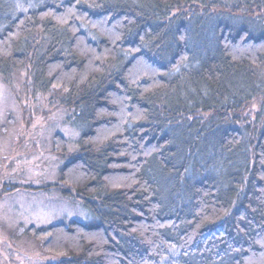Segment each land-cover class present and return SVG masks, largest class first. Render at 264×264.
<instances>
[{"label": "trees", "instance_id": "1", "mask_svg": "<svg viewBox=\"0 0 264 264\" xmlns=\"http://www.w3.org/2000/svg\"><path fill=\"white\" fill-rule=\"evenodd\" d=\"M261 13L264 0H0V78L24 70L76 110L59 179L92 219L28 229L49 264L172 250L175 264H264ZM258 97L252 139L233 116Z\"/></svg>", "mask_w": 264, "mask_h": 264}, {"label": "rangeland", "instance_id": "2", "mask_svg": "<svg viewBox=\"0 0 264 264\" xmlns=\"http://www.w3.org/2000/svg\"><path fill=\"white\" fill-rule=\"evenodd\" d=\"M30 78L24 70L8 82L0 78V264L59 261L42 250L28 229L92 219L82 200L59 179L61 167L78 153L76 110L54 91L35 90ZM261 100L255 98L233 116L238 124L250 126L252 139L261 127L256 118ZM57 134L64 138L65 152L53 142ZM176 253L172 250L162 264H175Z\"/></svg>", "mask_w": 264, "mask_h": 264}]
</instances>
